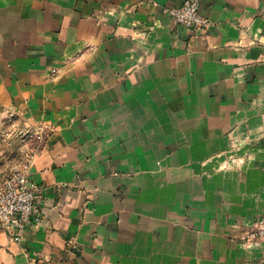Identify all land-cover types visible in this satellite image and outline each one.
I'll return each instance as SVG.
<instances>
[{
  "label": "crops",
  "instance_id": "crops-1",
  "mask_svg": "<svg viewBox=\"0 0 264 264\" xmlns=\"http://www.w3.org/2000/svg\"><path fill=\"white\" fill-rule=\"evenodd\" d=\"M183 2L0 0V122L48 127L0 264H264V0Z\"/></svg>",
  "mask_w": 264,
  "mask_h": 264
},
{
  "label": "built area",
  "instance_id": "built-area-1",
  "mask_svg": "<svg viewBox=\"0 0 264 264\" xmlns=\"http://www.w3.org/2000/svg\"><path fill=\"white\" fill-rule=\"evenodd\" d=\"M152 1V0H147ZM201 0H184L178 8L170 9L172 19L179 26L187 28H203L210 25V21L200 15ZM28 167L25 170L15 172L0 183V228L17 229L18 241H22L27 224L35 214V200L37 188L30 184ZM39 222L40 218L35 217ZM244 241H264V218L257 221L251 231L243 236Z\"/></svg>",
  "mask_w": 264,
  "mask_h": 264
},
{
  "label": "rangeland",
  "instance_id": "rangeland-1",
  "mask_svg": "<svg viewBox=\"0 0 264 264\" xmlns=\"http://www.w3.org/2000/svg\"><path fill=\"white\" fill-rule=\"evenodd\" d=\"M47 129L48 127L28 126L17 114H9L1 120L0 183L26 167L30 173V167L47 138Z\"/></svg>",
  "mask_w": 264,
  "mask_h": 264
}]
</instances>
